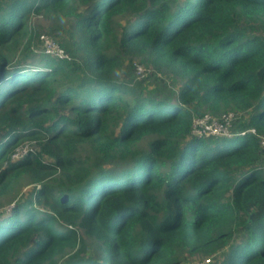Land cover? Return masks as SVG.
Returning <instances> with one entry per match:
<instances>
[{
  "label": "trees",
  "instance_id": "1",
  "mask_svg": "<svg viewBox=\"0 0 264 264\" xmlns=\"http://www.w3.org/2000/svg\"><path fill=\"white\" fill-rule=\"evenodd\" d=\"M34 15L69 16L70 58L10 62ZM229 110L264 135V0H0V264H264L259 137L192 133Z\"/></svg>",
  "mask_w": 264,
  "mask_h": 264
},
{
  "label": "rangeland",
  "instance_id": "2",
  "mask_svg": "<svg viewBox=\"0 0 264 264\" xmlns=\"http://www.w3.org/2000/svg\"><path fill=\"white\" fill-rule=\"evenodd\" d=\"M31 26L34 27V29L37 31V35H40L42 33L49 34L53 39H59L60 37H64L67 35V32H65L66 29H72V21H70L69 16L66 15H34L31 21ZM33 39L32 44L29 48L25 49L22 46L23 42H20L17 46L13 47L9 53V60L11 63L18 62L19 55H24L27 53H32V55L28 58V60L36 63L39 59L40 54H42V42L38 36ZM55 39V40H56ZM57 41V40H56ZM58 42V41H57ZM59 43V42H58ZM60 44V43H59ZM136 60V59H135ZM139 59H137L138 61ZM143 62V61H142ZM140 64V62H137ZM144 67L143 72H138L135 69V75L137 76V79L143 80L142 85L145 90L152 89L154 87L158 89H165V90H171L176 91L177 87L179 86V83L175 78L170 77L169 75H164L160 72H156V75L153 73L156 71L150 64L143 62L141 63ZM156 76L160 77L156 78ZM160 84L159 86H156V84ZM241 117V116H240ZM24 145L27 143L34 146L35 148L38 147L37 143L31 141V140H24L22 141ZM21 142V143H22ZM240 143V139L237 141H230L227 142L228 146H233L235 143ZM19 146V145H18ZM33 184L26 185L22 190L19 192V197H21L24 193L29 192L33 188ZM18 197V198H19ZM15 203H11L7 205L6 207L0 209L2 211L3 209H10L11 206H13ZM201 256H196L193 258H188L184 264H187L190 262V260H193L195 258H199ZM215 263L217 259L219 260L220 254L214 256ZM217 257V259H216Z\"/></svg>",
  "mask_w": 264,
  "mask_h": 264
},
{
  "label": "built area",
  "instance_id": "3",
  "mask_svg": "<svg viewBox=\"0 0 264 264\" xmlns=\"http://www.w3.org/2000/svg\"><path fill=\"white\" fill-rule=\"evenodd\" d=\"M42 42V49L48 54H52L58 58H70L69 53L49 34L42 33L39 36ZM135 69L138 72H143L144 67L140 63H136ZM240 115L233 110H229L219 115L205 113L204 115H195L192 124V133L198 137L205 138H220L232 137L234 135H245L246 133H253L259 137L260 145L264 150V135L257 132L255 128H248L243 131H235L234 126ZM30 145L21 144L12 151V158L18 159L24 157L29 150ZM188 264H215L214 256H202L193 259Z\"/></svg>",
  "mask_w": 264,
  "mask_h": 264
},
{
  "label": "clouds",
  "instance_id": "4",
  "mask_svg": "<svg viewBox=\"0 0 264 264\" xmlns=\"http://www.w3.org/2000/svg\"><path fill=\"white\" fill-rule=\"evenodd\" d=\"M135 69V68H134ZM27 140H30V139H27ZM32 141V140H31ZM33 142H35V141H33ZM21 144H23V142L22 143H19L18 145H21ZM18 145H16L11 151H10V155H11V157H12V151L18 146ZM30 145V144H29ZM35 146V145H34ZM34 146H32V145H30V147H31V149L29 150V152L24 156V157H22V158H18V159H13L14 161H18V160H23V159H25L28 155H29V153L32 151V150H34L35 149V147ZM214 256V255H213Z\"/></svg>",
  "mask_w": 264,
  "mask_h": 264
}]
</instances>
